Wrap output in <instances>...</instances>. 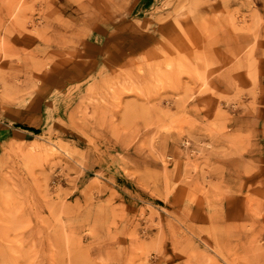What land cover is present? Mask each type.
Instances as JSON below:
<instances>
[{
  "label": "rangeland",
  "instance_id": "rangeland-1",
  "mask_svg": "<svg viewBox=\"0 0 264 264\" xmlns=\"http://www.w3.org/2000/svg\"><path fill=\"white\" fill-rule=\"evenodd\" d=\"M0 264H264V0H0Z\"/></svg>",
  "mask_w": 264,
  "mask_h": 264
},
{
  "label": "crops",
  "instance_id": "crops-1",
  "mask_svg": "<svg viewBox=\"0 0 264 264\" xmlns=\"http://www.w3.org/2000/svg\"><path fill=\"white\" fill-rule=\"evenodd\" d=\"M233 161L237 162V161H239V160H238V159H236V160H230L231 163H232Z\"/></svg>",
  "mask_w": 264,
  "mask_h": 264
}]
</instances>
